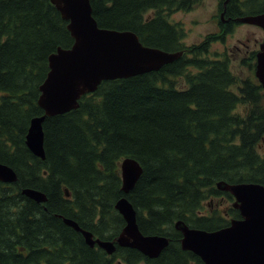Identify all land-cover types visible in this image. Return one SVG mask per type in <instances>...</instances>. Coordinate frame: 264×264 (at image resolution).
I'll use <instances>...</instances> for the list:
<instances>
[{"label":"trees","instance_id":"obj_1","mask_svg":"<svg viewBox=\"0 0 264 264\" xmlns=\"http://www.w3.org/2000/svg\"><path fill=\"white\" fill-rule=\"evenodd\" d=\"M199 1L91 0L100 27L131 30L146 46L185 53L157 71L105 80L78 108L47 117L42 160L26 135L32 118L44 114L38 98L49 56L74 38L52 0H0V162L18 175L14 183L0 180V264H204L182 248L176 222L215 230L241 217L231 206L226 214L200 211L212 197L234 200L219 182L264 185V88L257 78L241 81L228 58L209 57L220 34L183 44L185 27L171 14ZM258 1L230 0L225 18L244 15L241 6L253 14ZM127 157L143 168L128 194L120 169ZM23 188L48 200L39 203ZM123 196L143 234L169 237L158 257L119 245L109 256L64 221L114 239L125 226L115 208Z\"/></svg>","mask_w":264,"mask_h":264},{"label":"water","instance_id":"obj_2","mask_svg":"<svg viewBox=\"0 0 264 264\" xmlns=\"http://www.w3.org/2000/svg\"><path fill=\"white\" fill-rule=\"evenodd\" d=\"M74 38L69 48L59 47L49 56V71L40 85L39 106L44 114L32 118L26 135L29 149L45 159L44 122L47 117L64 114L78 108L83 95L95 92L105 80L128 78L151 71L179 59L183 52H168L144 45L131 30L100 27L93 14L91 0H52ZM243 23L256 24L264 29V13L236 18ZM256 76L264 86V42L257 55ZM142 174L141 164L133 158H125L121 164L123 191L128 194ZM0 180L13 183L17 172L8 164L0 162ZM220 189L229 191L235 198L233 206L241 218L230 225L205 230L191 228L183 221L176 228L183 234L181 245L198 255L205 264H264V185L256 182H219ZM23 194L41 203L48 200L39 190L24 188ZM66 195L70 193L66 191ZM115 207L125 219L123 233L112 240L94 239V234L82 228L74 219L64 221L81 232L90 246H99L108 253L120 246L132 247L154 258L168 246L164 235H145L137 222L134 205L122 197Z\"/></svg>","mask_w":264,"mask_h":264},{"label":"rangeland","instance_id":"obj_3","mask_svg":"<svg viewBox=\"0 0 264 264\" xmlns=\"http://www.w3.org/2000/svg\"><path fill=\"white\" fill-rule=\"evenodd\" d=\"M247 12V11H245ZM153 11H148L146 16H151ZM220 18L219 0H200L189 10H178L171 14V21L173 23H181L185 27L186 35L183 40L185 46H193L196 43L201 42L209 34L217 33L222 34L226 41H215L210 44V55L215 57L222 53L228 52L229 56L226 58L230 61V68L240 77H247L252 74V68L242 65V59L248 56V51L255 49L259 46L260 42L263 41L264 31L262 28L250 23L238 22L236 25L229 29L219 28L218 20ZM262 105L264 106V95L262 97ZM264 145L263 140L260 143ZM259 153L261 156L262 149ZM264 148V146H263ZM219 196L211 200H206L202 211L206 215H210L214 212H221L226 214L229 207H233V201H229L227 197L222 200ZM222 210V211H221Z\"/></svg>","mask_w":264,"mask_h":264},{"label":"flooded vegetation","instance_id":"obj_4","mask_svg":"<svg viewBox=\"0 0 264 264\" xmlns=\"http://www.w3.org/2000/svg\"><path fill=\"white\" fill-rule=\"evenodd\" d=\"M230 0H219V10H220V18L218 20V25H219V28H227V26L229 25L230 28L234 25H236V23H238V21H236V18L238 17H235V16H232V15H229L227 18H225V14H226V11H227V3L229 2ZM245 0H240V3L242 6H245L244 4ZM239 7V9L241 10L240 12H245L249 9H244L243 7ZM254 11V15H258V14H263L264 13V0H259L258 2H256V8L252 9ZM173 14V13H172ZM242 16V15H241ZM240 17V16H239ZM259 25H257L258 27ZM260 28H262L261 26H259ZM229 29V28H227ZM263 29V28H262ZM264 31V29H263ZM216 41H221L223 43H225L226 41L224 40V38L222 37L221 39L219 40H216ZM264 42V38H263V41L260 42L259 46L253 50H249L248 51V56L246 58H243L242 59V65H245L249 68H252V74L250 76H247L245 78L243 77H240L238 74V76L240 77L241 81H244L248 78H256L255 77V68H256V63H257V55L258 53L261 51V45L262 43ZM213 43V42H212ZM209 51H210V47H209ZM226 56H229L228 52H225V53H222L221 55H216L215 57H212L209 53V57L210 58H215V59H225ZM230 57V56H229ZM254 57V60H252ZM229 60V59H228ZM229 65H230V61H229ZM236 91H238V89H236ZM263 142H264V138H263ZM264 146V145H263ZM263 146L260 145V149H262V154L264 156V148ZM215 198H218V197H215ZM222 200H225V197L224 196H221L220 197ZM214 199V198H213ZM212 199V200H213ZM211 200V202H213ZM122 264H128L126 262H122Z\"/></svg>","mask_w":264,"mask_h":264},{"label":"bare ground","instance_id":"obj_5","mask_svg":"<svg viewBox=\"0 0 264 264\" xmlns=\"http://www.w3.org/2000/svg\"><path fill=\"white\" fill-rule=\"evenodd\" d=\"M93 14H94V11H93ZM95 17V16H94ZM97 20V19H96ZM37 190V189H36ZM40 191V190H39ZM66 191H69L68 189H66ZM123 197H126V196H123ZM122 198V197H121ZM127 199H128V197H126ZM129 200V199H128ZM130 201V200H129ZM131 202V201H130ZM132 203V202H131ZM138 222V221H137ZM139 226V225H138ZM140 229V228H139ZM124 230H125V226L123 227V229H122V232L121 233H123L124 232ZM99 238V237H98ZM99 239H101V238H99Z\"/></svg>","mask_w":264,"mask_h":264}]
</instances>
